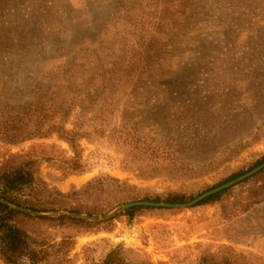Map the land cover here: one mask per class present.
<instances>
[{"label":"rangeland","instance_id":"rangeland-1","mask_svg":"<svg viewBox=\"0 0 264 264\" xmlns=\"http://www.w3.org/2000/svg\"><path fill=\"white\" fill-rule=\"evenodd\" d=\"M34 122L85 132V171ZM9 154L33 162L16 224L43 264H264V169L209 204L122 209L186 204L264 157V0H0Z\"/></svg>","mask_w":264,"mask_h":264},{"label":"trees","instance_id":"trees-1","mask_svg":"<svg viewBox=\"0 0 264 264\" xmlns=\"http://www.w3.org/2000/svg\"><path fill=\"white\" fill-rule=\"evenodd\" d=\"M54 105V104H53ZM77 119V118H76ZM35 123V122H34ZM34 130L27 134V138L31 137H44V135L55 133L59 140L64 141L68 144L74 156L67 162L66 170L69 172H84V165L80 162L81 158L78 155V141L81 138L87 137L86 133L83 131H76L75 128L71 130H65L63 126L51 127L46 134H41L40 125L34 124ZM74 127L76 123L73 124ZM49 132V133H48ZM8 141L14 144L19 141V134L13 131L8 134ZM16 155L9 154L8 158L0 161V260L3 264H43L41 262V254L44 251L39 250L38 247H34L35 242L32 236L23 232L16 224L17 217L28 216L22 211L11 208L9 205H14L21 208L16 200L17 195L23 190L29 188L35 182L34 171L32 169L33 162L26 161L17 166L12 163L13 158ZM264 162V157L259 161L252 169L259 166ZM252 169L248 170L251 171ZM247 171V172H248ZM245 172V173H247ZM245 173H239L237 175L231 176L228 180L232 181ZM226 183V182H225ZM222 185V184H220ZM219 185V186H220ZM215 186L212 189L216 188ZM228 188L217 192L197 203V205L209 204L217 201L223 193H225ZM190 199L189 201L194 200ZM7 202L9 205L4 204ZM168 204H182V199L179 197L166 200ZM144 206H135L125 210L126 214H131V212L136 211ZM132 216V214L130 215ZM71 220L80 223L83 221L75 220L73 218H60L59 220ZM122 249L112 251L107 254L105 259L101 264H125L122 256ZM58 252V250H57ZM48 264H55L53 262H48ZM200 264H240L239 261L233 257L219 256L213 254H205L200 259Z\"/></svg>","mask_w":264,"mask_h":264},{"label":"water","instance_id":"water-1","mask_svg":"<svg viewBox=\"0 0 264 264\" xmlns=\"http://www.w3.org/2000/svg\"><path fill=\"white\" fill-rule=\"evenodd\" d=\"M262 169H264V162L262 164H260L259 166L255 167L254 169H252L251 171L243 174L242 176L230 181V182H227L225 184H222L212 190H209L201 195H199L198 197H196L194 200L186 203V204H161V203H153V202H133V203H129V204H126L124 206H122V209H129L131 207H135V206H151V207H190V206H193L195 204H197L198 202H200L201 200L217 193V192H220L226 188H229L230 186L232 185H235L251 176H253L254 174H256L257 172L261 171ZM4 204H7L9 205L7 202H3ZM11 208H14V209H17V210H22V209H19L15 206H12V205H9ZM72 216H76V215H72ZM96 220V219H94Z\"/></svg>","mask_w":264,"mask_h":264}]
</instances>
